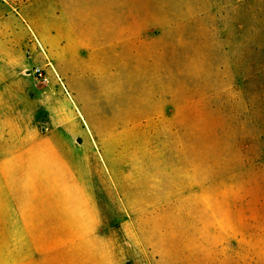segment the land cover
<instances>
[{"label": "rangeland", "instance_id": "rangeland-1", "mask_svg": "<svg viewBox=\"0 0 264 264\" xmlns=\"http://www.w3.org/2000/svg\"><path fill=\"white\" fill-rule=\"evenodd\" d=\"M40 47L121 264H264V0H0Z\"/></svg>", "mask_w": 264, "mask_h": 264}, {"label": "crops", "instance_id": "crops-1", "mask_svg": "<svg viewBox=\"0 0 264 264\" xmlns=\"http://www.w3.org/2000/svg\"><path fill=\"white\" fill-rule=\"evenodd\" d=\"M127 34L121 28L117 43ZM36 50L31 61L0 54V264H121L99 168L70 151L76 136L29 72L42 59Z\"/></svg>", "mask_w": 264, "mask_h": 264}, {"label": "built area", "instance_id": "built-area-1", "mask_svg": "<svg viewBox=\"0 0 264 264\" xmlns=\"http://www.w3.org/2000/svg\"><path fill=\"white\" fill-rule=\"evenodd\" d=\"M33 73L42 81L47 82L48 78L43 68L36 67L33 69Z\"/></svg>", "mask_w": 264, "mask_h": 264}]
</instances>
